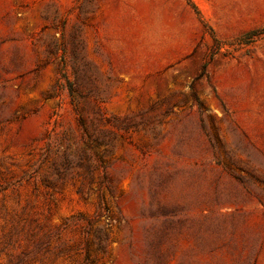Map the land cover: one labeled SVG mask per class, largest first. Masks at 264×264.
I'll return each mask as SVG.
<instances>
[{"label": "rangeland", "instance_id": "374dc122", "mask_svg": "<svg viewBox=\"0 0 264 264\" xmlns=\"http://www.w3.org/2000/svg\"><path fill=\"white\" fill-rule=\"evenodd\" d=\"M0 264H264V0H0Z\"/></svg>", "mask_w": 264, "mask_h": 264}]
</instances>
